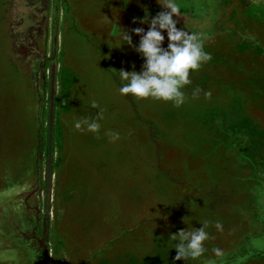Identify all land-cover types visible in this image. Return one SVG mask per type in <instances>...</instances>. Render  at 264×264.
<instances>
[{
	"label": "rangeland",
	"instance_id": "374dc122",
	"mask_svg": "<svg viewBox=\"0 0 264 264\" xmlns=\"http://www.w3.org/2000/svg\"><path fill=\"white\" fill-rule=\"evenodd\" d=\"M163 2L0 0V264H264V0H176L212 56L180 107L119 91L145 63L122 30L138 46ZM92 101L99 133L74 129ZM205 220V253L175 260Z\"/></svg>",
	"mask_w": 264,
	"mask_h": 264
},
{
	"label": "clouds",
	"instance_id": "9594fccd",
	"mask_svg": "<svg viewBox=\"0 0 264 264\" xmlns=\"http://www.w3.org/2000/svg\"><path fill=\"white\" fill-rule=\"evenodd\" d=\"M161 7L164 9L153 17L149 23L148 17L140 23L148 24V31L145 33L143 28L132 29V33L140 37L139 45L133 46L131 35L122 30L121 39L129 47L140 54L145 63L142 70L118 72L121 79L127 81L120 89L122 96H133L139 99L152 98L163 102H172L174 106L180 107L186 101V95L182 91L184 86L191 83L189 78L190 71L199 70L203 64L212 59L210 53L204 51V41L196 33H189L184 29L176 27L180 8L176 0H164ZM133 23H136L133 20ZM166 30L168 47L164 49L162 43L165 37L162 32ZM201 90L195 89L193 96H197ZM211 93L206 92L205 97L210 98ZM92 109H99V114L95 118L78 117L73 121V127L79 131L99 133L101 129L100 120L104 119V109L100 108L96 101L91 102ZM110 142L120 139V133L108 131L105 133ZM166 219V217H164ZM209 221L205 220L199 229L180 230L170 238L178 243L174 246L176 251L175 260H186L189 257L197 259L201 257L206 248L204 243L211 239L206 231ZM214 227L217 231H223V225L219 222ZM216 257H222V249L215 247L212 249ZM208 264H214L208 261Z\"/></svg>",
	"mask_w": 264,
	"mask_h": 264
},
{
	"label": "crops",
	"instance_id": "0c3cea01",
	"mask_svg": "<svg viewBox=\"0 0 264 264\" xmlns=\"http://www.w3.org/2000/svg\"><path fill=\"white\" fill-rule=\"evenodd\" d=\"M142 2H143V4H144V8H148V9H150V0H142ZM146 2V3H145ZM95 44H96V46H99L98 44H97V42H95ZM100 47V46H99ZM102 47V46H101ZM102 49H103V51L105 52V50H104V48L102 47ZM119 79V84H120V86L122 87L124 84L122 83V80H121V77H118ZM128 122H130L129 120H124V119H122V118H119L118 120H117V122H116V124H118V125H124L125 123L127 124ZM152 140L149 138L148 139V143H150ZM166 172V171H165ZM171 171H167L166 173H170Z\"/></svg>",
	"mask_w": 264,
	"mask_h": 264
},
{
	"label": "trees",
	"instance_id": "16d2710c",
	"mask_svg": "<svg viewBox=\"0 0 264 264\" xmlns=\"http://www.w3.org/2000/svg\"><path fill=\"white\" fill-rule=\"evenodd\" d=\"M216 104L219 105V106H223V105H224L221 101H218ZM231 105H232V104H231ZM222 108H223V107H222ZM235 108H236V107H233L232 109H230V111H232V110L235 109ZM224 109H225V108H224ZM184 111H185V110H184ZM230 111H229V112H230ZM213 112H214V111H212V110H211V111H210V110L207 111V113H206V118H207L208 120H206V123H211V119H212L211 116H213V115H212ZM223 114H224V113H221V112H220L218 115H219V116H223ZM220 118H221V117H220ZM251 140H252V139H251ZM254 140H255V139H254ZM235 184H236V186H237V182L234 183V185H235ZM235 192H236V194L238 193L237 191H235ZM245 240H246V239H245Z\"/></svg>",
	"mask_w": 264,
	"mask_h": 264
}]
</instances>
